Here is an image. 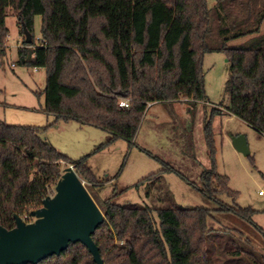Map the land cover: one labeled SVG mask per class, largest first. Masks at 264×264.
I'll return each instance as SVG.
<instances>
[{"label": "trees", "instance_id": "trees-1", "mask_svg": "<svg viewBox=\"0 0 264 264\" xmlns=\"http://www.w3.org/2000/svg\"><path fill=\"white\" fill-rule=\"evenodd\" d=\"M7 9L23 36L19 63L45 70L43 112L54 118L51 126L71 121L108 135L93 153L71 160L44 138L47 127L0 121V226L7 230L14 228L15 215L41 207L47 189L61 177V163L96 186L89 158L118 140L134 146L149 104L206 102L207 54L222 53L227 60V113L264 137V0H215L213 7L206 0H0V53L8 37ZM36 17L41 18L38 46ZM240 38L250 40L244 47L229 45ZM125 99L129 106L120 108ZM213 111L203 121L211 167L194 187L214 200L219 212L251 223V207L228 206L217 198L223 194L234 201L237 193L216 171ZM112 198L96 203L104 221L92 239L103 264H264L241 234L208 229V209L118 205ZM37 264L96 263L78 242Z\"/></svg>", "mask_w": 264, "mask_h": 264}, {"label": "rangeland", "instance_id": "rangeland-1", "mask_svg": "<svg viewBox=\"0 0 264 264\" xmlns=\"http://www.w3.org/2000/svg\"><path fill=\"white\" fill-rule=\"evenodd\" d=\"M206 1L209 7L215 5V0ZM5 22L8 37L4 52L0 53V121L15 126L47 127L44 138L71 160L93 153L107 141L108 135L71 121H59L51 126L54 118L43 112L45 70L19 63L18 48L23 36L19 33L17 17L9 9ZM33 35L34 45L38 46L40 17L34 20ZM249 40L240 38L230 41L229 45L244 47ZM202 70L206 102L151 104L140 124L134 146L128 147L127 143L118 140L89 158L88 165L98 180L96 186L78 177L98 204L113 197V202L118 205L208 209L211 211L208 229L232 231L236 236L241 234L264 256V137L226 111L230 102L225 89L229 66L224 55H205ZM212 111L217 115L212 124L216 171L227 177L228 188L237 193L234 201L223 194L217 198L228 206L251 207L255 211L251 223L233 214L219 212L218 204L194 187L201 186V174L211 167L203 121ZM235 136L245 138L248 156L234 148L232 139ZM166 166L173 172L166 171ZM66 167L61 163L62 173Z\"/></svg>", "mask_w": 264, "mask_h": 264}, {"label": "water", "instance_id": "water-1", "mask_svg": "<svg viewBox=\"0 0 264 264\" xmlns=\"http://www.w3.org/2000/svg\"><path fill=\"white\" fill-rule=\"evenodd\" d=\"M24 38L26 44L32 42L26 30ZM232 142L238 152L249 155L244 137L235 136ZM54 192L42 200L40 208L30 212L32 223L15 215L13 229L0 226V264H37L78 242L87 248L96 264H103L92 236L103 223L104 214L72 166L63 170Z\"/></svg>", "mask_w": 264, "mask_h": 264}, {"label": "built area", "instance_id": "built-area-1", "mask_svg": "<svg viewBox=\"0 0 264 264\" xmlns=\"http://www.w3.org/2000/svg\"><path fill=\"white\" fill-rule=\"evenodd\" d=\"M129 106V100L125 99V100H121L119 103V107L120 108H127ZM150 106V104L148 105ZM55 186V185H54ZM53 187V186H52ZM51 187V188H52ZM54 190H50L47 189V196L52 197V195L54 194ZM262 193L260 192L259 195H261ZM21 219L25 222V223H32L34 221L33 217H31L29 214H23L22 216H20Z\"/></svg>", "mask_w": 264, "mask_h": 264}, {"label": "crops", "instance_id": "crops-1", "mask_svg": "<svg viewBox=\"0 0 264 264\" xmlns=\"http://www.w3.org/2000/svg\"><path fill=\"white\" fill-rule=\"evenodd\" d=\"M40 25H41V18H40ZM22 40V39H21ZM23 46L22 45H20V47L18 48V50L20 49V48H22ZM44 109V108H43ZM262 196V195H261Z\"/></svg>", "mask_w": 264, "mask_h": 264}]
</instances>
